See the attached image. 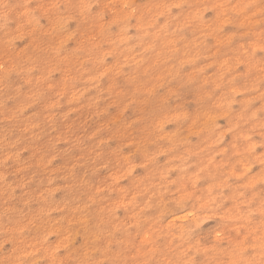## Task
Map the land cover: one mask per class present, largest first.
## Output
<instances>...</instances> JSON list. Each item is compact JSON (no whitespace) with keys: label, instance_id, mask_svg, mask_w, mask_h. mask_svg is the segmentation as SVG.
<instances>
[{"label":"rangeland","instance_id":"obj_1","mask_svg":"<svg viewBox=\"0 0 264 264\" xmlns=\"http://www.w3.org/2000/svg\"><path fill=\"white\" fill-rule=\"evenodd\" d=\"M0 264H264V0H0Z\"/></svg>","mask_w":264,"mask_h":264}]
</instances>
